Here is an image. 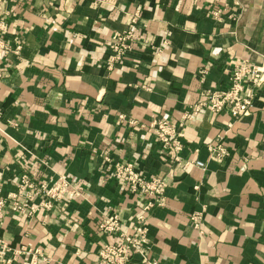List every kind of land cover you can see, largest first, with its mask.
Returning a JSON list of instances; mask_svg holds the SVG:
<instances>
[{"label":"crops","instance_id":"1","mask_svg":"<svg viewBox=\"0 0 264 264\" xmlns=\"http://www.w3.org/2000/svg\"><path fill=\"white\" fill-rule=\"evenodd\" d=\"M115 34L127 52L111 64ZM0 40V264H100L111 215L148 230L126 264H264V85L245 116L185 118L235 62L264 63V0H0ZM158 119L181 126V151ZM116 162L160 192L132 190ZM61 176L71 194L40 197Z\"/></svg>","mask_w":264,"mask_h":264},{"label":"built area","instance_id":"2","mask_svg":"<svg viewBox=\"0 0 264 264\" xmlns=\"http://www.w3.org/2000/svg\"><path fill=\"white\" fill-rule=\"evenodd\" d=\"M114 53L110 58V62L120 59L122 56L121 46L125 49V45L118 41L115 37ZM264 84V63H240L236 64L229 76V85L227 88L218 91H209L204 93L205 99L196 102L186 113V117L196 114L201 108H207L211 112H221L225 108L228 109L229 114L234 118H240L248 114L251 108V103L254 97V90ZM152 127L157 139L160 141L162 147L172 148L179 152L182 149V130L181 126L174 122L158 119L152 122ZM212 154L216 160H221L227 154L226 148L220 143H215L210 147ZM108 160V158H105ZM197 166L204 167L205 164L200 160H195ZM114 174L117 177L124 178L130 184L132 190H141L148 193H159L160 184L157 179H146L141 174L136 172L131 164L116 163L114 166ZM21 182L26 186L31 187L26 175L21 176ZM42 187V186H41ZM1 196V195H0ZM5 202L0 197V218L3 214ZM14 209L20 210L22 206L15 203ZM31 209H33L31 207ZM143 216H138L137 220L141 221ZM202 220V213L193 212L190 217V223L193 227H198ZM104 229L108 232H115L117 240L108 244L99 252L100 264H126L132 255L140 252L147 246V227L136 224L133 227L132 234L119 232L120 224L116 215H111L109 223L104 225ZM19 251H15L18 253ZM144 255V254H143ZM145 259V258H144ZM10 260H8L9 262ZM23 264H35L33 260L29 262L24 261ZM149 264H156V262H149Z\"/></svg>","mask_w":264,"mask_h":264},{"label":"rangeland","instance_id":"3","mask_svg":"<svg viewBox=\"0 0 264 264\" xmlns=\"http://www.w3.org/2000/svg\"><path fill=\"white\" fill-rule=\"evenodd\" d=\"M117 36V39H118V41L119 42H121V39L123 38L124 40H122V42L124 43V45H125V49H123V46H121V52H123V53H121L120 55L123 57L124 56V54L127 52V48H126V42H125V36H123V34H115L114 35V39H115V37ZM115 42H116V39H115ZM114 42V43H115ZM115 45V44H114ZM9 46L6 44V43H4V42H2L1 40H0V48L2 49V50H6L7 48H8ZM18 48V47H17ZM113 49H114V47H113ZM114 51V50H113ZM121 57V58H122ZM121 58L120 59H118V60H115V61H113V62H118L119 60H121ZM112 62V63H113ZM238 62H240V63H244V62H246V63H256V62H250V61H248V60H241V61H237V62H235L234 64H233V66H232V68H231V71H232V69L234 68V66L236 65V64H238ZM111 63V62H110ZM111 63V64H112ZM110 64V65H111ZM231 71H230V73H229V76H230V74H231ZM229 76H228V79H229ZM229 83V82H228ZM229 85V84H228ZM264 85V84H263ZM262 86V85H261ZM261 86H259V87H256L255 88V90H254V97H255V95H256V90H258ZM228 87V86H227ZM226 87V88H227ZM216 91H218V90H216ZM254 97H253V99H254ZM252 102H253V100H252ZM251 106H252V103H251ZM227 109V108H226ZM209 110V109H208ZM192 116V115H191ZM191 116H189V117H186V115H185V118H190ZM211 146H213V145H210L209 146V150H210V147ZM210 152H211V150H210ZM211 156H212V158H214V155L212 154V152H211ZM215 159V158H214ZM216 160V159H215ZM117 163V162H116ZM116 163H114L113 164V171H114V166H115V164ZM26 175V174H25ZM23 176V175H22ZM26 185L23 183H20V189L21 190H24V187H25ZM42 186V187H41ZM70 186V181H69V179H67L65 176H61V177H59V178H57L54 182H52V184H50V185H46L45 183H43V184H41V185H39L38 186V188H36V190L38 191V193H40L41 195H40V197H42V196H46V197H48L49 199H51V200H58V199H62V198H64L66 195H68V194H71V192H69L70 190H69V187ZM33 187V186H32ZM1 195V194H0ZM0 197H2V195L0 196ZM3 199H4V202H5V205H6V199L4 198V197H2ZM43 198V197H42ZM15 203H17V204H20V206H22V208L19 210L18 209V211H20V212H25L27 209H29V211H31V212H34L35 210H37L38 208V206H29V205H27L28 203L27 202H23V204L22 203H19V202H15ZM15 203L13 204V207H14V205H15ZM44 206H49V202H44V204H43ZM31 207L33 208V209H31ZM3 213H4V211H3ZM2 216H3V214H2ZM2 216H1V218H2ZM0 218V219H1ZM103 249V248H102ZM16 251H19V250H16ZM19 253V252H18ZM18 253H16V254H18ZM21 253V252H20ZM24 262V261H23Z\"/></svg>","mask_w":264,"mask_h":264}]
</instances>
